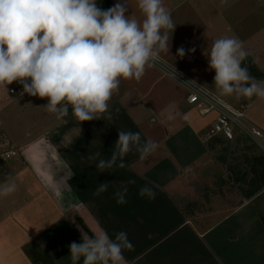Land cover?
I'll return each instance as SVG.
<instances>
[{
    "label": "crops",
    "instance_id": "0c3cea01",
    "mask_svg": "<svg viewBox=\"0 0 264 264\" xmlns=\"http://www.w3.org/2000/svg\"><path fill=\"white\" fill-rule=\"evenodd\" d=\"M110 1L111 7L124 2ZM163 5L177 25L168 32L169 51H161L139 81L121 79L108 102L111 119L105 113L80 122L71 108L57 119L45 107L48 98L24 93L18 81L0 86V138L17 149L15 157L0 159V184L16 185L15 192L0 196V264H72L69 245L82 243L80 230L90 238L104 231L112 239L126 232L133 248L123 251L125 264H264V199L258 194L235 204L209 203L204 210L188 211L180 203L198 198L193 182L214 174L210 141L216 136L207 139V131L218 112L200 115L186 86L162 67L242 108L264 130V98L222 95L208 55L216 39L237 38L257 67L249 75L264 81V22L251 28L250 0ZM258 13L255 18L264 16V10ZM126 15L143 20L137 0H129ZM120 130L138 132L142 143L152 140L158 147L144 161L133 147L124 157L126 167L101 171L96 164L111 157ZM96 153L101 155L89 159ZM104 182L108 190L95 195ZM143 186L153 189L154 199L139 195ZM125 187L127 202L118 204L115 192Z\"/></svg>",
    "mask_w": 264,
    "mask_h": 264
},
{
    "label": "clouds",
    "instance_id": "9594fccd",
    "mask_svg": "<svg viewBox=\"0 0 264 264\" xmlns=\"http://www.w3.org/2000/svg\"><path fill=\"white\" fill-rule=\"evenodd\" d=\"M128 5L124 0L101 10L96 0H0V86L6 89L18 81L24 93L48 98L45 107L57 119L66 117L69 108L80 122L100 119L105 113L111 119L108 102L121 79L139 81L160 52L169 51L168 32L177 26L163 0H137L142 21L126 15ZM177 55L183 57L185 50L178 49ZM208 55L222 95L264 98V81L258 82L241 67L250 55L241 41L218 38ZM133 147L144 161L158 145L152 140L142 143L138 132L120 130L111 157L100 159L96 167L101 171L126 167L124 157ZM109 185L100 183L94 194L107 191ZM15 191L14 182L0 184V196ZM126 194V187L115 192L118 204L127 202ZM139 195L155 198L148 186L141 187ZM80 231L82 243L69 245L72 264L81 259L83 264H125L123 251L133 248L126 232L112 239L104 231L92 238Z\"/></svg>",
    "mask_w": 264,
    "mask_h": 264
},
{
    "label": "rangeland",
    "instance_id": "374dc122",
    "mask_svg": "<svg viewBox=\"0 0 264 264\" xmlns=\"http://www.w3.org/2000/svg\"><path fill=\"white\" fill-rule=\"evenodd\" d=\"M249 10L250 19L253 22L251 24V28L255 29L259 24L264 22V16L261 14L260 18H255L257 17L256 15L259 14L258 12L261 13L262 10H264V4L258 0H250ZM251 34H253V31L250 35ZM216 137L220 138H215L210 141V143L212 141L214 142L213 153L216 159H213V161L217 162L216 167L214 166V174L210 178L204 179L201 177V179H198L197 182H193L194 185L196 184L195 188L197 190L193 192L195 196L192 194L189 198L193 196L195 198L197 196L198 198L190 200L187 197L183 201L181 199L180 203L186 207V210H190L191 208L204 210L210 205L209 203L214 204L220 200L235 204L243 199V197L251 198L257 194L258 197L260 196L261 199H264V187L250 196L247 195L248 192L253 190V187H255L251 182L254 177V158L264 156V149L238 130L235 131V135L229 138L223 136ZM226 171L231 174L226 175ZM205 195L206 198L208 197V201L206 200L208 202L207 204L204 203L205 198L203 196ZM194 202H196L195 205H193Z\"/></svg>",
    "mask_w": 264,
    "mask_h": 264
},
{
    "label": "built area",
    "instance_id": "2783aa9c",
    "mask_svg": "<svg viewBox=\"0 0 264 264\" xmlns=\"http://www.w3.org/2000/svg\"><path fill=\"white\" fill-rule=\"evenodd\" d=\"M97 7L104 10L101 3L96 0ZM159 62V60H157ZM165 73L181 81L188 89V101L195 104L200 115H206L212 111H217L218 116L207 131V139L214 136L232 137L238 130L249 137L254 143L264 149V130L251 124L242 108H234L220 97L210 93L203 87L194 84L182 74L172 68L162 66ZM176 74V75H175ZM11 93L16 92L14 87L10 88ZM17 155V150L5 138H0V159L6 160Z\"/></svg>",
    "mask_w": 264,
    "mask_h": 264
},
{
    "label": "trees",
    "instance_id": "16d2710c",
    "mask_svg": "<svg viewBox=\"0 0 264 264\" xmlns=\"http://www.w3.org/2000/svg\"><path fill=\"white\" fill-rule=\"evenodd\" d=\"M103 9L107 10L111 7L112 3L110 0H98ZM242 68H247L248 73L249 74H253L252 69L253 68H257L255 62L253 61V59L251 58V56H248V58L242 62L241 64ZM215 138H220V137H214L211 140H214ZM218 141V139H217ZM214 142L212 141L210 143V145L213 146ZM261 165V166H260ZM256 166H260V167H256ZM253 171H254V177L252 179V184L255 186L253 187V190L248 192V196H250L251 194H254L256 191H258L259 189H261L262 187H264V156H259V157H255L254 158V164H253Z\"/></svg>",
    "mask_w": 264,
    "mask_h": 264
}]
</instances>
